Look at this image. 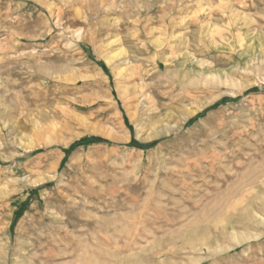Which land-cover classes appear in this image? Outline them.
Segmentation results:
<instances>
[{"label":"rangeland","instance_id":"obj_1","mask_svg":"<svg viewBox=\"0 0 264 264\" xmlns=\"http://www.w3.org/2000/svg\"><path fill=\"white\" fill-rule=\"evenodd\" d=\"M0 264H264V0H0Z\"/></svg>","mask_w":264,"mask_h":264},{"label":"bare ground","instance_id":"obj_2","mask_svg":"<svg viewBox=\"0 0 264 264\" xmlns=\"http://www.w3.org/2000/svg\"><path fill=\"white\" fill-rule=\"evenodd\" d=\"M45 3H47V2H45ZM217 34V33H216ZM140 94H141V92H140ZM198 109V108H197ZM175 110V109H174ZM172 113V112H171ZM191 115V114H190ZM189 115V116H190ZM185 119V118H184ZM50 142H52V141H48L47 143H50ZM215 155V154H214ZM203 156V155H202ZM213 156V155H212ZM209 158V157H208ZM211 163H213L212 161H211ZM200 164V163H199ZM216 165V164H215ZM194 167V166H193ZM193 167H191V168H193ZM201 167V166H200ZM215 167V166H214ZM58 168V167H57ZM197 168V167H196ZM189 169V168H188ZM199 169H202V167L201 168H199ZM204 169V168H203ZM184 170V169H183ZM182 170V171H183ZM193 170V169H192ZM205 170V169H204ZM216 170V169H215ZM199 171V170H198ZM208 171V170H207ZM193 172V171H192ZM182 173V172H181ZM195 173V172H194ZM183 174H184V172H183ZM185 174H186V172H185ZM196 174V173H195ZM175 175V174H174ZM54 176V175H53ZM49 177L48 176H43V177H41L40 179H39V182H41V181H44V180H46V179H48ZM124 185V184H123ZM116 187V186H115ZM109 188V187H108ZM111 188V187H110ZM128 190V189H127ZM112 191V190H111ZM129 192H130V190H129ZM172 192V191H171ZM171 192L169 193V195H171ZM100 194L99 195H101L102 193L101 192H99ZM135 193V192H134ZM132 193H130V195H131ZM125 195V194H124ZM173 195V194H172ZM97 196V195H96ZM130 197H132V196H130ZM170 197V196H169ZM104 198V197H103ZM164 200H166V199H164ZM168 200H169V198H168ZM171 200V199H170ZM174 200V199H173ZM115 201V200H114ZM167 201V200H166ZM165 201V202H166ZM150 202H151V200H150ZM159 202V200L157 201V203ZM135 203V202H134ZM133 202L131 203V205L132 204H134ZM146 203V202H145ZM144 203V205H146ZM153 203V202H152ZM156 203V204H157ZM160 203V202H159ZM173 203V204H172ZM171 203V205H173L174 206V204H176V203H174V201ZM129 204V203H128ZM127 204V205H128ZM140 204H141V202H140ZM139 204V205H140ZM123 205V204H122ZM125 205V204H124ZM123 205V206H124ZM130 205V204H129ZM130 205V206H131ZM135 205V204H134ZM139 205H137L136 207H134V212L136 211V215L133 217L134 219V222H133V224L135 225L134 227H136V229H137V231H136V233H135V237H136V239L138 238V236H140V237H142L143 238V236L145 235V228H144V226H143V223H145V222H149V223H156L157 222V218H155V217H157V216H152L149 212H148V207H138ZM150 206H151V204H149ZM178 204H176V206H177ZM140 206H142V205H140ZM175 206V207H176ZM129 207V206H128ZM166 207V206H165ZM178 207V206H177ZM154 210H155V212L156 213H160V212H163L164 210H163V208H162V205L160 204V206H154V207H152ZM167 209H168V207H166ZM127 209V208H126ZM166 209V210H167ZM132 210V209H131ZM129 213H130V210L128 211ZM128 212H126V215H127V213ZM152 212V211H151ZM154 213V212H153ZM168 213V212H167ZM176 213V212H175ZM132 214H134V213H132ZM169 214V213H168ZM171 214V213H170ZM173 214V213H172ZM177 214V213H176ZM179 215H180V212H179ZM182 216V215H181ZM128 217V216H127ZM130 217V216H129ZM131 217H132V215H131ZM170 217V216H169ZM175 218V217H174ZM178 218H179V216H178ZM160 219V218H159ZM176 219V218H175ZM180 219H182L183 220V217L182 218H180ZM127 220V219H126ZM170 220H171V218H170ZM180 222V221H179ZM126 223H128V222H126ZM132 224V225H133ZM146 224V223H145ZM171 224H172V222H171ZM173 224H174V222H173ZM129 225H131V224H129ZM157 225V224H156ZM145 226H147V224L145 225ZM150 226V225H149ZM61 227V226H60ZM152 227V226H151ZM155 227V226H154ZM33 228V227H32ZM89 228V227H88ZM159 228V230H160V227H158ZM158 228H157V230H158ZM105 229V228H104ZM132 230H134V229H132ZM154 230V229H153ZM126 231V230H125ZM150 232H151V229L149 230ZM201 231V230H200ZM134 232V231H133ZM132 233V232H131ZM202 233H203V231H202ZM132 234H134V233H132ZM148 234V233H147ZM150 234V233H149ZM204 234V233H203ZM137 235V236H136ZM133 236V235H132ZM131 238V237H130ZM134 238V237H133ZM39 239V238H38ZM58 239H60V237L58 238ZM128 241V240H127ZM136 241H138V240H136ZM185 241V240H184ZM59 242V241H58ZM92 242V241H91ZM137 243V242H136ZM94 244V243H93ZM130 244V243H129ZM132 244V243H131ZM130 244V245H131ZM197 244V243H196ZM38 245V244H37ZM129 245V246H130ZM41 246V245H40ZM54 246V245H53ZM52 246V247H53ZM134 247V246H133ZM54 248V247H53ZM130 248V247H129ZM41 249H42V247H41ZM52 251V250H51ZM90 251V250H89ZM88 251V252H89ZM96 251V250H95ZM85 252V251H84ZM91 253V252H90ZM28 254V253H27ZM59 254V250L58 249H56V251H55V255H58ZM54 255V256H55ZM84 255V254H83ZM92 255V254H91ZM95 255V254H94ZM81 256V255H80ZM86 257V256H85ZM84 259V258H83ZM42 261V260H41Z\"/></svg>","mask_w":264,"mask_h":264}]
</instances>
